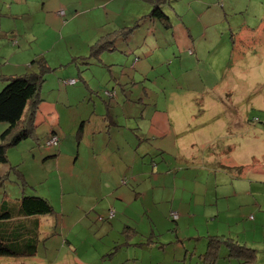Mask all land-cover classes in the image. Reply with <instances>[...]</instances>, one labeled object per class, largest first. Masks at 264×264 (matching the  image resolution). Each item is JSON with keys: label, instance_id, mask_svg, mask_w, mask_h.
<instances>
[{"label": "rangeland", "instance_id": "obj_1", "mask_svg": "<svg viewBox=\"0 0 264 264\" xmlns=\"http://www.w3.org/2000/svg\"><path fill=\"white\" fill-rule=\"evenodd\" d=\"M72 1L74 10L93 7L91 0ZM118 1L113 3L119 8L114 12L122 17L125 29L113 40L114 49L100 51L97 57L90 55V46L96 41L93 39L86 52L79 54L86 62L65 66L70 72L77 71L76 66H80L81 75L88 80L91 90H87L85 95H69L66 86L60 87V75L47 72L39 91L51 93L49 99L55 102L60 115L58 127L64 128L66 132L69 128L75 131L82 119H88L78 118V113L84 109L85 117L90 119L92 116L110 114L113 120L126 121L124 110L128 111L130 102L114 103L109 99L115 96L110 97L105 93L118 91V94H122V88H126L125 93L128 95H132L135 90L141 92L143 87L148 88L147 95L141 93L144 100L150 103L153 102L154 94L168 98L173 101L168 102L169 107L177 110L178 119L182 121L187 120L189 113H194L192 120H197L200 125L196 147L177 149L173 154L167 151L164 154L166 172L173 174V169H181L186 179L176 183L166 181L163 187L157 188L155 195L146 186L145 180L128 184L134 192L142 191L146 198L144 202L134 201L133 196H130L135 204L127 214L135 220H142L146 226L154 228V223L156 225L154 235L144 230V237L140 238L147 246L143 250L144 262L136 260L133 264H146L150 261H153L152 264H264V0H213L204 5V10L206 7L215 8L221 12V16L225 12V21L212 24L208 30L220 31V25L226 29L223 32L221 30L218 37L209 38L202 46L191 45L186 48L184 45L185 50L178 48L175 33L178 28L176 16L183 13V25L190 28L193 26L194 21L186 13V0H168L162 4L168 24L161 18L157 19L158 23H150L147 20L150 6L143 0ZM217 3H220L219 6ZM178 6L182 7L179 12ZM195 7L201 9V2H195ZM206 14L213 16L214 11L210 9ZM48 22L56 27L58 25L52 18ZM76 24L81 28L80 23ZM153 25H156L152 29L161 48L154 47L145 56L141 45L146 39L144 44L148 47L150 40L145 34ZM242 25L247 27L243 29ZM248 35L256 51L245 48ZM232 39L236 40V47L229 50L227 44ZM78 48H81V43H78ZM188 49L192 53H188ZM137 57V62L143 65L148 75L146 81L137 76L142 73L141 68L135 66L134 70L129 69V64ZM133 75L135 79L131 77ZM202 85H206L209 90L203 92ZM65 104L69 107H65ZM159 106L165 107V104ZM249 117L256 122L247 121ZM171 121L175 124L174 118ZM187 127L191 131L195 129L192 122ZM228 136L229 139H225ZM207 137L212 138V142L218 141L214 145H203L202 139ZM69 143L73 144L72 134H66L64 144ZM227 144H230V149ZM157 157L153 159L156 164H160ZM44 168L57 179V174L49 166ZM19 196L21 191L17 186L0 187V202ZM57 197L58 194L51 197L50 203H56ZM91 203H94L93 197L86 204L78 191L64 194L61 212L64 213L66 227L78 217V206L89 207ZM143 203L151 209L153 221L139 211ZM170 211L179 214L177 220L171 218ZM254 214L255 221L250 218ZM98 215L102 216L103 212L89 215L91 226L101 227L102 222L103 226L111 225V220L100 221ZM78 228L79 225L73 228L72 234L76 231L81 233ZM67 231H62V237H65ZM91 231L87 230V237ZM126 232L127 239L133 236L131 230ZM212 235H224L215 238L230 243H221L215 249L214 245H209ZM53 237L55 235L50 236L45 245L43 242L39 244V255L54 254ZM209 246L217 251L200 257ZM243 248L253 249V255ZM107 253H112V250ZM2 258L5 261L0 264H38L32 258Z\"/></svg>", "mask_w": 264, "mask_h": 264}, {"label": "crops", "instance_id": "obj_2", "mask_svg": "<svg viewBox=\"0 0 264 264\" xmlns=\"http://www.w3.org/2000/svg\"><path fill=\"white\" fill-rule=\"evenodd\" d=\"M197 1L201 2L202 6L199 10L195 7ZM143 2L147 3L151 10L152 4L147 0ZM186 2L188 5L185 7L186 13L194 23L192 28L185 27L184 13L176 16L178 28L175 33V42L180 50H185L184 45L186 48L191 45L202 46L208 42L209 38L218 37L226 29L225 26L220 25L222 28L220 31L208 30L212 24L225 21V12L221 16L219 14L221 12L215 8L203 9L204 5H208L213 0H186ZM113 3H119V1L91 0L93 7L74 10L72 0H0V58L3 57L5 60L3 64H0V90L6 77L23 75L36 70V66L31 62L42 56L52 69L48 72H57L60 75L58 77L60 87L66 86L69 95L80 93L85 95L87 90H91V86L81 75L80 66H76L77 71L73 72L66 70L65 66L70 63L86 62L85 58L79 54L86 52L91 40L98 39L114 30L125 29L122 17L114 12L119 8ZM219 4L216 5L219 6ZM163 7L164 5L161 9ZM210 9L214 11L213 16L206 14ZM59 10H63V16L58 14ZM178 10H182V7L178 6ZM177 11L176 14L179 12ZM49 18H52L54 23H58L57 27L55 24L50 25ZM157 19L150 15L147 18L150 23H158ZM76 23H80L81 28ZM129 23L130 21L127 24ZM245 26L247 27L242 25L241 28ZM154 27L156 25L149 28L145 34L152 43L149 42L146 47L144 44L146 39H144L141 45L145 56H148L154 47L161 48L154 36L152 29ZM14 37L16 42L12 44ZM235 42L236 40L232 39L227 44L229 50L236 47ZM78 43H81V48H78ZM244 46L256 51L250 37ZM194 50L198 51L197 48ZM188 53L192 51L188 49ZM137 59L139 58H134L129 64V69L134 70L135 66L141 68L142 73L137 76L146 81L148 75ZM131 77L135 79V75ZM201 88L203 92L205 89L209 90L206 85H202ZM125 89L122 88V94L114 91L115 97L109 100L118 104L130 102L128 111L124 110L126 121L113 120L110 114L102 115V117L92 116L90 119L85 117L87 115L84 109L78 113V118L88 119H82L75 131L69 128L68 132L58 127L60 115L55 102L49 99L51 93L39 91L41 102L34 114L32 134L8 150V164L0 163V175L5 174L11 166L16 167V170H10L9 178L0 187L14 185L20 188L21 196L38 195L50 200L49 203L52 202L51 197L58 194L59 198H55L58 201L52 203L53 205L50 203L54 210L50 215L36 217L17 215V199L21 196L1 201L13 206L9 208H13L15 213L11 219L0 222V236L6 242L36 244L39 247L41 240H44L45 245L50 236L55 235L52 238L54 254L39 255L36 251L33 256L12 258L21 260L32 258L36 259L38 264H133L136 260L144 262L143 250L147 246L140 238L144 237L146 230L154 235L156 225L154 223V228L151 225L146 226L142 220H135L127 214L130 207L135 204L132 203L130 196H133L134 201L143 200L144 202L146 198L142 191L134 192L132 186L128 184L145 180L146 186L150 187L155 195L157 188L163 187L166 181L167 183L184 181L186 176L181 169L179 171L173 169V174L166 172L167 163L164 154L167 151L173 154L177 149L186 150L196 147L199 141L200 125L197 124V120H192L194 113H189L186 121L178 119L177 110L168 105V102L173 103V101L168 98L154 94L152 103L145 101L143 95H147V91L149 93L146 87L142 88L143 95L138 90L128 95ZM159 104H165V107H160ZM64 106L69 107L67 104ZM171 118H174L175 124ZM191 122L195 127L192 131L187 127ZM229 122L231 124L232 119ZM5 128V124H0V132ZM66 134L73 135V144H64ZM51 135H56L60 139L59 145L49 148L44 145V147L45 140ZM225 139L228 140L229 136ZM202 140L203 145H214L213 143L218 141L212 142V138L209 137ZM226 146L230 149V144ZM71 155L74 156L73 159ZM155 156H158L160 164L163 163L162 166L156 164L153 159ZM151 165L155 166L151 167ZM44 166H49L57 174V179L46 172ZM19 177L25 180L26 187L19 184ZM123 179L126 180L125 184L121 183ZM161 181L162 185H160ZM72 191H78L83 196L84 203L87 204L90 197H93L94 203H91L89 207L78 206L80 210L78 217L66 227L61 204L63 195ZM86 209L90 212L89 214ZM110 209L114 210L113 218H108ZM139 211L143 215L147 214L150 221L154 220L150 215L151 209L144 203L139 207ZM102 212L103 215H98V219L111 220V225L103 226L104 222H102L101 227L91 226L88 221L89 215ZM250 218L255 221L256 214ZM77 225L81 233L76 231L72 234L71 230ZM91 229L90 236L87 237L86 232ZM63 230H68L65 237H62ZM126 230H131L133 234L129 239H127ZM217 236L224 237V235H212V237ZM118 244L121 246L116 248ZM114 246L116 249H113ZM108 250H112V253H107ZM203 255H207V250L200 257ZM3 261H5L4 258L0 257V262ZM152 262L145 263L152 264Z\"/></svg>", "mask_w": 264, "mask_h": 264}, {"label": "trees", "instance_id": "obj_3", "mask_svg": "<svg viewBox=\"0 0 264 264\" xmlns=\"http://www.w3.org/2000/svg\"><path fill=\"white\" fill-rule=\"evenodd\" d=\"M147 1L152 4L149 13L150 17L155 16L157 18H161L168 24V17L161 9V5L167 3L168 0H159V3H157L158 0ZM122 31L123 29H118L98 37V39H96V41L90 46V55L97 57L100 51H112L114 49L113 40L119 36ZM15 42L16 37L12 39L11 43L15 44ZM3 59V57L0 58V62H2ZM31 64L36 66V70L23 75L6 77L4 79V85L0 90V122L5 123L6 125V128L0 132V163L2 164H8V150L11 147L19 144L20 141L31 136L34 126V114L39 103L41 102L39 90L42 82L45 79V74L52 70L47 65L45 58L42 56L33 60ZM112 92L114 96L115 93L114 91ZM248 120L251 122H256V120L250 117L247 118V121ZM53 137H56L57 139L55 145H47V142ZM59 143L60 139L56 135H51L47 140H45L43 145L47 147H55L58 146ZM11 169L16 170V167L11 166V168L5 174L0 175V186L1 184L3 185L7 178H9ZM19 179V184L22 187H26L27 184L25 180H23L21 177H19ZM17 201L18 212L16 213L18 216L36 217L38 215H50L54 211L48 199L38 195L24 194L19 199H17ZM9 207L13 206L6 205V202H0V222L11 219L12 215L15 213V210ZM113 217L114 215L111 218ZM211 238L212 239L209 241V245H214L215 249L219 247L221 243H224L225 245L230 243V241L220 240L212 236ZM41 242H44V240H41ZM120 246L121 245L118 244L116 248ZM210 246L207 249V254L209 252L213 253L217 251L213 247L210 248ZM37 247L38 245L36 244L32 245L25 243L17 244L16 242H6L0 236V257L33 256L37 251ZM116 248L115 246L113 247V249ZM243 250L250 251L249 254L251 255L254 253V250L251 248H243Z\"/></svg>", "mask_w": 264, "mask_h": 264}, {"label": "built area", "instance_id": "obj_4", "mask_svg": "<svg viewBox=\"0 0 264 264\" xmlns=\"http://www.w3.org/2000/svg\"><path fill=\"white\" fill-rule=\"evenodd\" d=\"M58 14H59L60 16H63V15H64L63 10H59V11H58ZM72 82H74V81H72ZM105 93H106L108 96H113V92L106 91ZM56 142H57L56 137H53L51 140H49V141L47 142V145H49V146H50V145H55ZM121 183H122V184H125V183H126V180H125V179L121 180ZM113 215H114V210H113V209H110V210L108 211V216H109V218H111ZM170 216L172 217L173 220H177V219H178V214H177L175 211H172V212L170 213Z\"/></svg>", "mask_w": 264, "mask_h": 264}]
</instances>
